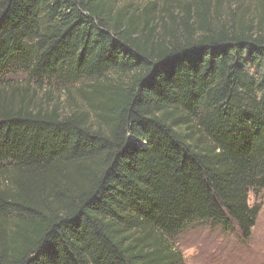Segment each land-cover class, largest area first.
<instances>
[{"label":"trees","instance_id":"obj_1","mask_svg":"<svg viewBox=\"0 0 264 264\" xmlns=\"http://www.w3.org/2000/svg\"><path fill=\"white\" fill-rule=\"evenodd\" d=\"M137 1L0 0V264H185L197 222L249 239L264 0ZM46 82L88 109L34 108Z\"/></svg>","mask_w":264,"mask_h":264},{"label":"rangeland","instance_id":"obj_2","mask_svg":"<svg viewBox=\"0 0 264 264\" xmlns=\"http://www.w3.org/2000/svg\"><path fill=\"white\" fill-rule=\"evenodd\" d=\"M146 0H138L143 5ZM133 4H135L133 2ZM137 4V5H138ZM219 23H226L228 15L225 7L220 9ZM215 24V20L212 19ZM10 85L28 83L26 76L18 74L11 76ZM61 85L55 82H46L41 90L32 89L28 98L34 108L39 104L43 107L58 106L62 112L76 107L87 110L79 93L73 86ZM35 86L30 83V87ZM67 89H70L68 92ZM30 102V103H31ZM250 206L258 205L259 212L255 225L251 229L248 240L240 237L237 228L233 225L223 228L219 224L197 222L188 226L174 238L175 246L181 253L185 264H264V190L250 191L248 196Z\"/></svg>","mask_w":264,"mask_h":264}]
</instances>
